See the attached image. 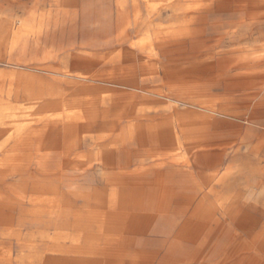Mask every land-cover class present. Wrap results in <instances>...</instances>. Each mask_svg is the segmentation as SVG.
I'll list each match as a JSON object with an SVG mask.
<instances>
[{"label":"bare ground","instance_id":"6f19581e","mask_svg":"<svg viewBox=\"0 0 264 264\" xmlns=\"http://www.w3.org/2000/svg\"><path fill=\"white\" fill-rule=\"evenodd\" d=\"M59 3L55 50L26 55L29 18L11 47L17 65L72 53L59 80L11 86L26 104L0 100L10 194L51 184L50 209L79 207L116 259L264 264V0Z\"/></svg>","mask_w":264,"mask_h":264},{"label":"rangeland","instance_id":"374dc122","mask_svg":"<svg viewBox=\"0 0 264 264\" xmlns=\"http://www.w3.org/2000/svg\"><path fill=\"white\" fill-rule=\"evenodd\" d=\"M111 2L115 11L116 4L113 0ZM127 2L130 5V0ZM62 10L59 0H0V88L5 91L4 95H0V100L5 108L27 103L22 93L17 96L14 94L12 98L6 95L11 86L13 91L26 87V76H40L53 83L60 79L59 68L66 70V57L72 51L61 52L56 61H48L46 64L33 61L17 65L10 62L11 47L19 23L27 18L41 32L40 35L31 34L22 43L26 55L31 57L36 51L55 50L58 44L55 21L61 26ZM1 144L2 141L0 148ZM4 157L0 150V161ZM18 166L23 173L38 175L25 163ZM6 169L9 168L0 165V264H137L107 255L105 241L112 235L103 232L98 223L90 221L79 207L73 210L50 209L48 202L57 198L51 184L37 191L33 189L32 183L26 201L16 195L14 198L10 192L15 189L16 182L1 181ZM100 173L99 170L95 172L97 180ZM37 198H42V203L36 202ZM9 205L11 208H8ZM227 261L226 264H236L233 259Z\"/></svg>","mask_w":264,"mask_h":264},{"label":"crops","instance_id":"0c3cea01","mask_svg":"<svg viewBox=\"0 0 264 264\" xmlns=\"http://www.w3.org/2000/svg\"><path fill=\"white\" fill-rule=\"evenodd\" d=\"M92 1V0H91ZM114 1V0H113ZM93 2L95 3V4H101V6L103 7L104 5H105V2H107V0H93ZM99 6V5H98ZM61 19H62V21H63V15L61 14ZM61 21V22H62ZM62 24V23H61ZM60 26V25H59ZM59 37H61L60 36V34L58 33V40L60 39Z\"/></svg>","mask_w":264,"mask_h":264}]
</instances>
